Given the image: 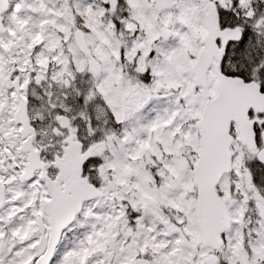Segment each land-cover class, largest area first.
Segmentation results:
<instances>
[{
  "label": "snow or ice",
  "instance_id": "6c2138e0",
  "mask_svg": "<svg viewBox=\"0 0 264 264\" xmlns=\"http://www.w3.org/2000/svg\"><path fill=\"white\" fill-rule=\"evenodd\" d=\"M0 264H264V0H0Z\"/></svg>",
  "mask_w": 264,
  "mask_h": 264
}]
</instances>
